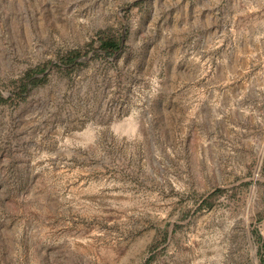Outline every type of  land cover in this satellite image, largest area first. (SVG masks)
I'll use <instances>...</instances> for the list:
<instances>
[{
	"label": "rangeland",
	"instance_id": "rangeland-1",
	"mask_svg": "<svg viewBox=\"0 0 264 264\" xmlns=\"http://www.w3.org/2000/svg\"><path fill=\"white\" fill-rule=\"evenodd\" d=\"M0 96V264H264V0H0Z\"/></svg>",
	"mask_w": 264,
	"mask_h": 264
},
{
	"label": "trees",
	"instance_id": "trees-1",
	"mask_svg": "<svg viewBox=\"0 0 264 264\" xmlns=\"http://www.w3.org/2000/svg\"><path fill=\"white\" fill-rule=\"evenodd\" d=\"M98 41H99L98 49L106 57L115 54L120 49V44L118 43L117 40L113 38H109V37L99 38ZM82 57L83 55L81 54L80 51L72 50L66 53L64 56H62V58L60 59L61 66H63L67 70L72 69L75 65L78 64V60ZM38 72L42 73L39 68L28 70L25 74V79L28 80L29 82L42 79V77L41 78L38 77V75L40 74ZM2 101L4 100L0 96V102Z\"/></svg>",
	"mask_w": 264,
	"mask_h": 264
}]
</instances>
